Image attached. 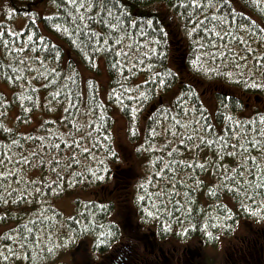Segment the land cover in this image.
Returning a JSON list of instances; mask_svg holds the SVG:
<instances>
[{
  "label": "trees",
  "instance_id": "1",
  "mask_svg": "<svg viewBox=\"0 0 264 264\" xmlns=\"http://www.w3.org/2000/svg\"><path fill=\"white\" fill-rule=\"evenodd\" d=\"M239 1L243 11L230 0H200L199 7L192 0H107L114 5L112 15H102L117 27L93 20L89 28L99 33L97 45L72 27H82L75 17L86 15V8L74 9L67 0H5L0 12V81L9 85L11 96L0 91V173H6L0 175V228H6L0 253L8 259L0 258V264L57 259L62 239L45 233L60 226L74 239L95 232L97 243L104 241L97 251L105 253L121 231L108 222L116 204L112 197L122 211H138L139 223L151 227V235L197 238L196 244L183 246L191 256L235 221L264 222L262 181L248 175L253 164V172H264V122L259 119L264 112L248 108L252 101H264V0ZM160 2L182 23L175 25V37L152 9ZM42 7L44 12H39ZM8 8L13 9L10 14ZM20 21L22 30L17 27ZM99 61L109 78L108 103L102 101L97 81L84 80L77 67L79 62L98 73ZM205 87L216 96L213 114L202 102L199 90ZM174 91L169 103L165 99ZM114 106L127 119L131 139L138 138L136 129L143 122L145 146L138 156L146 155L149 170L134 199L130 190L139 179L114 147ZM41 110L54 113L57 120L43 119L23 129ZM248 110L251 115H246ZM13 112L16 121L9 123ZM253 155L258 159H242ZM238 164L244 165L243 181L237 177ZM225 169H236L229 180L224 179ZM77 188L111 198H76L75 216L65 219L52 201ZM257 208L261 212L254 215ZM124 221L133 223L129 217ZM254 231L264 233V227ZM251 239L248 231L241 245ZM128 243L137 252L139 244ZM125 248L109 249L106 262L124 264ZM243 261L240 264H246Z\"/></svg>",
  "mask_w": 264,
  "mask_h": 264
},
{
  "label": "rangeland",
  "instance_id": "2",
  "mask_svg": "<svg viewBox=\"0 0 264 264\" xmlns=\"http://www.w3.org/2000/svg\"><path fill=\"white\" fill-rule=\"evenodd\" d=\"M230 1L235 9L243 11L242 3L239 0ZM152 9L160 13L164 19L167 29L172 35L175 25L177 24L180 26L182 24L174 16L172 10L166 3H156L153 5ZM42 11L44 12L43 7L39 10V12ZM1 24L2 19L0 17V25ZM17 27L19 30H22L24 27L23 23H21V21L18 22ZM170 63L175 67V63L173 61ZM77 67L79 68L80 75L84 80L93 79L97 81L100 90V97L104 103H108L109 78L103 62L99 61L98 73L90 72L79 62H77ZM0 91H2L7 98H10V87L2 81H0ZM199 91L202 95V102L206 106L207 110L213 114L216 109V96L213 89L205 87ZM237 93L238 95L244 97L239 92ZM176 94L177 91L169 93L165 100L171 103ZM243 100L247 103L246 99ZM112 108V115L115 119V125L112 131L114 147L120 153L122 164L124 166H129V169L133 173V178L138 177L139 179L132 185V189L130 190L131 194H134V196H131L132 199H134L139 181L148 177L149 170L147 167L148 160L145 159L146 155L143 153L142 156H138L141 151V147L145 146V141L142 138V136H144L143 122L140 127L138 128L137 126L136 129V135H138V138L133 140L129 135V124L127 119L122 115L118 107L114 106ZM248 108L252 109V112L254 109L264 112V101H252V104L248 106ZM246 115H251V112L249 110L246 111ZM9 117V123L10 120L11 122L16 121L17 116L14 112L11 113ZM56 118L57 116L54 113H46L41 110V112L34 117L32 123L25 124L22 128L28 130L32 126L38 125L43 119L57 120ZM143 118L144 117H142L140 121H145ZM116 187V189L119 190V187ZM95 197H102L105 202H108L111 198L110 195L106 196L105 194L103 195V193H100L97 197V194L93 189L77 188L71 190V192L69 191L67 194L59 198L54 199L52 201V205L57 209V211L63 214L65 219H71L76 214V205L74 201L76 198H80L83 201H92ZM112 199L116 202V204L114 209L111 211V214L108 216V222H115L119 225L121 231L118 235L120 238L116 241L114 240L105 253L97 251L96 246H99L102 243H97L98 239L96 238L97 235L95 232H93L92 235H84L81 238L74 239L63 226H60L51 230L49 233H45L46 237H50L52 235L56 241H58L57 238L62 239V244H60L62 247L57 249L55 252L56 254L62 250L60 255L56 257L57 259L52 258V260L50 259L43 263L35 264H108L109 260L107 263L105 259L106 253L109 249L114 251L122 245L126 246L125 252H127V254H125L124 264H175V261L179 259L183 252H185L183 246H189L197 243V238L185 239L184 241L183 239H177L173 236L161 239L160 236L157 237L153 233L151 235V227L146 224L141 225L139 223L138 211H134L132 208L129 212L122 211L117 197H112ZM228 204L230 207L234 208V203L231 200H228ZM125 217L131 218L133 223L131 221L126 222L125 224ZM260 223L261 224L252 223L251 225L247 221L239 220L235 221L233 225H229V229H222L212 244H207L204 246L203 250H200L197 254L198 259H196L195 264H240L242 260H244L246 264H249L248 262H252V264H264V258L262 259V256L264 255V233L257 234L254 231V228L264 227V222ZM125 225H127L126 229ZM5 229L6 228H0V237ZM248 231L252 233V239L249 240L248 243L245 242L241 245V240L246 237ZM128 240L136 241L139 244L137 252L136 249L130 250V248H132V244L128 243ZM239 249H241L240 252ZM136 256H138L137 259ZM135 259L137 263L135 262ZM15 264L27 263L25 261H16ZM116 264H119V262Z\"/></svg>",
  "mask_w": 264,
  "mask_h": 264
},
{
  "label": "snow or ice",
  "instance_id": "3",
  "mask_svg": "<svg viewBox=\"0 0 264 264\" xmlns=\"http://www.w3.org/2000/svg\"><path fill=\"white\" fill-rule=\"evenodd\" d=\"M192 3L196 4L198 7L200 6V0H192ZM4 4H5V0H0V12L5 10ZM67 4L72 5L74 9H85L86 8V9L89 10L86 15H79V16L75 17L76 20L81 21L82 27L81 26H77L76 24L72 25L74 31L80 32L81 36H86L87 37V40H88L89 43L95 42V44H97V45L100 43V40L96 39V37L99 35V33H95V32H93L91 30V28H89V25L92 23L93 20H99L102 25L107 24V27L109 29H115L117 27L116 24L109 23L107 20H105L103 15H102V14H106L108 16L112 15V12L110 11V8L113 7L114 5L109 4L107 2V0H67ZM7 11L10 14L13 11V9L8 8ZM213 19H217L220 23H224L222 18L213 17ZM151 23H152V21H148V24H151ZM53 27L58 29V30L61 28V26L57 25V24H54ZM240 28L243 29L244 25L241 24ZM63 31L65 33H68V29L67 28H64ZM205 31H208V29H205ZM69 34H71V33H69ZM216 35L220 36V33H216ZM229 35H230V33H229ZM29 39H31V36H29ZM101 39H103V37H101ZM233 39H238V40H241V42H243L242 38H240V37H233ZM120 42H122V41H120ZM73 43H75V41H73ZM105 44H107V41H105ZM213 47H215V46L213 45ZM245 51L251 52L252 49L251 48H247ZM229 54H231V53H229ZM219 55L220 56H224L225 53L224 52H220ZM213 59H215V57H213ZM193 63L195 64L196 61H193ZM257 63H261V61H257ZM164 83H165L164 80H160V84L161 85H163ZM254 86L260 87L261 85H254ZM57 95H59V93H57ZM140 95L143 96L144 93H141ZM5 103H7V101H5ZM66 111H67V109H66ZM259 119H260L261 122H264V116H261ZM177 123H179V122H177ZM260 135L264 136V133H260ZM183 142H184L183 140L180 141V143H183ZM68 143H75V141L70 140V141H68ZM207 143L211 144V143H213V141H207ZM240 146L242 148L244 147V145H240ZM56 147H59V145H56ZM249 147H254L257 153H259V151H260V149L258 147H255L254 143L249 144ZM41 148H43V145H41ZM85 151H87V149H85ZM242 159H244L246 161H255V160L258 159V156H256V155L247 156V157H242ZM26 163H27V161H26ZM173 163H176V161H173ZM180 163H185V162L180 161ZM198 166L199 167H203V164H200ZM237 167L240 169V171L237 173V177H239L243 181L244 180V165L243 164H238ZM255 167H256V165L253 164L249 168L248 175L258 176L260 178V180L262 181L260 183L259 187L264 188V172H260V171L253 172L252 168H255ZM224 171L226 173H228V174H226L224 176V179L225 180H229L230 173L232 171H236V169H225ZM0 175H6V173H0ZM237 177H231V179L235 180ZM244 182L246 183L247 181H244ZM253 187H255V186H253ZM161 195H163V194H161ZM245 196H248L247 192L245 193ZM176 203H179V202L177 201ZM145 211L147 212V214L149 216H153L154 215V213L152 211H149L147 209H145ZM165 211H167L166 208H165ZM186 211L190 212V211H192V209L191 208H187ZM252 211H253V214L255 215V214H259L261 212V209L257 208V209H254ZM156 214H158V213H156ZM165 228H167V225H165ZM100 235L104 236L105 233L101 232ZM99 243H104V241H99ZM4 251L5 252H9V254H11V250L10 249H5ZM0 258H3L4 260L8 259V257L7 256H3L2 253H0Z\"/></svg>",
  "mask_w": 264,
  "mask_h": 264
},
{
  "label": "flooded vegetation",
  "instance_id": "4",
  "mask_svg": "<svg viewBox=\"0 0 264 264\" xmlns=\"http://www.w3.org/2000/svg\"><path fill=\"white\" fill-rule=\"evenodd\" d=\"M241 249H239L240 251ZM183 255V257H182ZM180 255L179 259L175 261V264H195L196 258H198L197 254L194 256H191V254L188 251L183 252V254ZM190 256V257H189ZM189 257V258H188ZM264 258V255L262 256V259ZM136 262V261H135ZM137 263V262H136ZM249 264H252V262H248ZM140 264V263H139Z\"/></svg>",
  "mask_w": 264,
  "mask_h": 264
}]
</instances>
